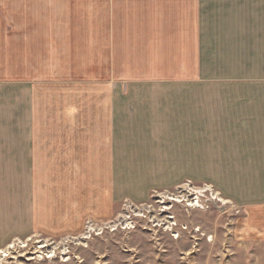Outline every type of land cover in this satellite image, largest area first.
Wrapping results in <instances>:
<instances>
[{"label": "rangeland", "instance_id": "1", "mask_svg": "<svg viewBox=\"0 0 264 264\" xmlns=\"http://www.w3.org/2000/svg\"><path fill=\"white\" fill-rule=\"evenodd\" d=\"M226 1L213 5L216 57L201 63L202 72H213L208 81L216 98L230 108L210 141L207 107L201 128L161 127L164 115L170 124L178 114L192 123L187 91L128 85V77L176 69L169 54L177 50L176 32L160 0H0V88L10 89L8 121L0 97V124H16L17 81L32 85L42 118L60 124L41 128V159L29 166L40 167L37 174L8 179L0 264H264V190L248 180L250 173L264 177L263 136L241 129L239 119L233 129L224 126L240 116L233 110L244 93L225 86L243 71L263 72L264 63L254 58L242 67L248 51L238 35L246 16L220 7ZM112 87L120 94L115 128L104 126L111 105L98 92ZM65 107L78 111V127H64ZM226 130H233L228 143ZM223 183L236 185L240 200L227 197ZM250 184L253 196L242 192ZM20 198L34 205L25 218L36 221L24 225L28 234L16 219Z\"/></svg>", "mask_w": 264, "mask_h": 264}, {"label": "crops", "instance_id": "2", "mask_svg": "<svg viewBox=\"0 0 264 264\" xmlns=\"http://www.w3.org/2000/svg\"><path fill=\"white\" fill-rule=\"evenodd\" d=\"M160 0V4L163 9L169 13L168 24L172 28L170 32H176L177 39V50L175 52H170L173 55V63L176 64L175 70L170 71H151L145 73V77L142 76H131L127 79L130 81L128 85L135 83H149L157 84L160 83L163 87L171 88L178 87L180 90L187 91L188 96H184L185 100H191L192 96V108L186 106V111L192 112V116L188 117L192 119V123H185L180 119L178 114V119L176 124H170L168 116L164 115L161 118V127L166 131L169 127L175 126L177 129L183 127H193L198 128L202 126L200 112L202 111V106L207 107V112L209 113V138L213 141L214 136L220 135L217 133V124L222 111H229L230 108H224L221 97L216 98V91L212 89L209 83V77L213 72H202L201 63L202 61L211 62L213 61L212 56L216 57V18L217 11L213 5L217 4V0ZM231 8L232 10L241 11V16H246L245 21H241L242 26L240 29V47L243 51H248L247 55L241 57L242 67L246 63L253 61L254 58H258L264 63V0H228L224 2L220 7ZM162 15H165L163 13ZM231 22V21H230ZM211 65V63H208ZM211 68V67H210ZM241 80H231V83L225 86V90L231 92L237 88H242L244 93L239 96L242 97L238 106L234 107L233 111L240 113V116L235 119L227 120L225 128H234L237 125V120L241 123L240 128H254L258 130L259 136H263V152L264 155V71L257 73H250L249 71H243L240 73ZM262 84V86H261ZM9 88L4 86L0 88V97L3 100V107L7 112L6 118L8 121V95ZM32 92V93H31ZM98 92H103L106 98L104 103L111 105L108 107V113L106 116L105 125L106 127H117L115 120L119 118V104H120V94L119 91L114 93V88L105 89L100 88ZM17 97L15 98L16 103V124L14 126L7 123L0 124V179L6 177L4 190L0 189V237L4 235L9 229L10 217L8 216L9 205L6 203V192L9 188V177L11 175H36V170L40 167H30L38 165L37 160L41 159V139L43 133L41 128L47 127H57L60 124L52 123L51 119L44 116L42 118L40 108L36 109L34 106V90L32 91V85L23 81H17ZM210 96L207 100H211L210 103H202V96ZM257 96L255 100H247L245 97ZM263 96V97H262ZM112 97V99H111ZM231 97V95H230ZM163 99V97H161ZM205 99V97H204ZM106 100H109L107 103ZM181 98L179 97V101ZM218 101V102H217ZM262 101V102H261ZM185 110V109H184ZM206 109H203L205 111ZM66 116L69 118L64 121H69L70 123H64V127L76 128L79 122L73 120L76 117L77 110L74 111L73 107H65ZM181 109L178 108L177 112ZM220 111V112H218ZM106 112V111H105ZM116 113V117H115ZM213 113V114H212ZM245 115V116H243ZM242 116V117H241ZM185 117V115L183 116ZM47 118V119H46ZM115 118V120H114ZM81 120V127L85 126ZM115 126L113 125V122ZM182 121V122H180ZM121 124H118V127ZM61 127V126H60ZM214 130V132H213ZM192 131L195 135L196 132ZM180 134V130L176 132ZM233 130L224 131V143L229 142V138L232 137ZM117 139V137H116ZM115 142V139H112ZM260 142V140H259ZM258 142V143H259ZM45 143V142H44ZM46 143L50 145V142L46 140ZM257 149L260 148L258 156L261 153V144H257ZM46 152L50 153L52 150L50 147L45 149ZM112 152L115 151L113 146ZM27 167V168H26ZM35 170V171H31ZM79 171L75 169V175H78ZM250 178L248 180L253 181L264 190V177L263 174L250 173ZM115 182V181H114ZM224 185V189H221L225 195L235 200H240L236 195L233 197L234 191H238L236 185L229 186ZM23 190L24 185H23ZM247 190L250 191L251 196H253L254 188L250 184L249 188L245 186L242 188V192L245 194ZM31 196L34 197V190H31ZM255 195V194H254ZM215 198H220L215 195ZM221 199V198H220ZM259 199V196H258ZM222 200V199H221ZM119 201V198H117ZM224 201V200H222ZM227 202V201H226ZM34 205L30 200L24 198L18 199L17 202V223L22 224L23 227L21 231L28 234L30 228L24 225H35L36 221H26L25 218L31 214V208ZM2 225H4L2 227Z\"/></svg>", "mask_w": 264, "mask_h": 264}, {"label": "bare ground", "instance_id": "3", "mask_svg": "<svg viewBox=\"0 0 264 264\" xmlns=\"http://www.w3.org/2000/svg\"><path fill=\"white\" fill-rule=\"evenodd\" d=\"M197 193V192H196ZM185 198V197H184ZM217 199H220V198H217ZM198 200V199H197ZM211 200L214 202L215 200H214V198H211ZM221 200V199H220ZM179 201V200H178ZM222 201V200H221ZM216 202V201H215ZM222 203H227L226 201H222ZM196 204V203H195ZM4 255H6V254H4Z\"/></svg>", "mask_w": 264, "mask_h": 264}]
</instances>
